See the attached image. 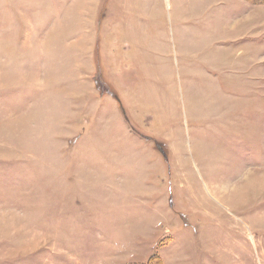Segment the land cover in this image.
Instances as JSON below:
<instances>
[{"label":"rangeland","instance_id":"374dc122","mask_svg":"<svg viewBox=\"0 0 264 264\" xmlns=\"http://www.w3.org/2000/svg\"><path fill=\"white\" fill-rule=\"evenodd\" d=\"M264 264V4L0 0V264Z\"/></svg>","mask_w":264,"mask_h":264},{"label":"trees","instance_id":"16d2710c","mask_svg":"<svg viewBox=\"0 0 264 264\" xmlns=\"http://www.w3.org/2000/svg\"><path fill=\"white\" fill-rule=\"evenodd\" d=\"M247 1L253 2L254 4H258V3L264 4V0H247ZM156 258H157L156 256H152L149 261H147L146 263H141V264H154Z\"/></svg>","mask_w":264,"mask_h":264}]
</instances>
